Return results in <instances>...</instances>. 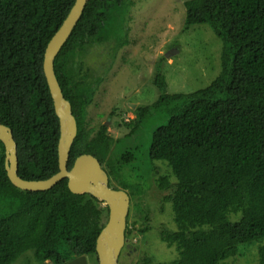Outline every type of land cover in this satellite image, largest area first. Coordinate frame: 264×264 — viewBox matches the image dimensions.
Here are the masks:
<instances>
[{"label": "trees", "instance_id": "16d2710c", "mask_svg": "<svg viewBox=\"0 0 264 264\" xmlns=\"http://www.w3.org/2000/svg\"><path fill=\"white\" fill-rule=\"evenodd\" d=\"M73 1L0 0V122L12 129L17 172L24 179L46 178L58 169V119L42 58ZM132 5L133 0H88L54 59L77 125L68 166L77 155L91 153L116 180L131 152L113 161L105 125L93 135L84 128L85 108L102 77H92L81 59L93 44L107 46L114 57L127 43ZM184 7L186 30L206 24L221 40V69L208 85L190 92H166L164 75L156 73L159 96L136 110L132 130L152 112H168L147 152L175 178L157 180L164 191L161 209L170 204L175 224L157 234L175 247L174 264H220L251 244L258 247L257 264H264V0H185ZM4 157L0 141V264H13L27 251L36 262L52 264L96 254L104 226L90 202L97 199L70 192L66 179L48 190L19 189L7 177ZM120 186L131 188L125 181Z\"/></svg>", "mask_w": 264, "mask_h": 264}, {"label": "rangeland", "instance_id": "374dc122", "mask_svg": "<svg viewBox=\"0 0 264 264\" xmlns=\"http://www.w3.org/2000/svg\"><path fill=\"white\" fill-rule=\"evenodd\" d=\"M185 0H133L127 18V43L114 57L108 56L103 44H93L82 52L83 69L92 77L101 76L91 102L85 108L84 128L93 135L101 125L113 138L110 158L118 162L126 151L131 159L121 169L119 180L108 176L113 187L122 188L130 197L126 216L125 241L117 264H174V246L158 237L163 226L173 229V212L163 203L164 191L158 189L159 176L175 178L163 161L148 158V144L153 130L168 118L167 111H154L132 130L139 106L149 105L160 94L154 84L156 73H162L166 92H190L208 85L220 72L222 42L206 24L184 28ZM171 51L167 57L166 53ZM107 173V164L101 163ZM156 167V169H154ZM151 168V169H150ZM108 175V174H107ZM120 181L131 188H123ZM105 224L108 208L104 202L90 199ZM235 256L220 264H257V244L241 246ZM88 264H98L97 255L87 256ZM13 264L38 263L27 251Z\"/></svg>", "mask_w": 264, "mask_h": 264}, {"label": "water", "instance_id": "95a60500", "mask_svg": "<svg viewBox=\"0 0 264 264\" xmlns=\"http://www.w3.org/2000/svg\"><path fill=\"white\" fill-rule=\"evenodd\" d=\"M88 0H74L60 26L46 44L42 58V72L58 119L57 164L52 175L42 179H24L18 175L17 146L12 129L0 122V141L4 145V168L10 182L19 189L43 191L66 179L67 188L75 194L88 193L108 208V218L95 240L98 264H117L125 241L126 216L130 197L125 189L109 186L108 175L91 153L77 155L68 166L77 125L71 104L63 95L54 71V59L79 20ZM171 51L165 54L167 57ZM62 264H88L86 255L76 256Z\"/></svg>", "mask_w": 264, "mask_h": 264}]
</instances>
